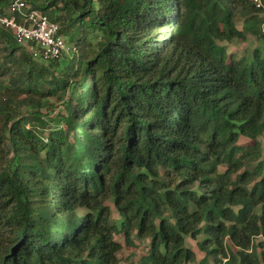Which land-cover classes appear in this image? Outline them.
Masks as SVG:
<instances>
[{"label": "trees", "instance_id": "trees-1", "mask_svg": "<svg viewBox=\"0 0 264 264\" xmlns=\"http://www.w3.org/2000/svg\"><path fill=\"white\" fill-rule=\"evenodd\" d=\"M30 2L73 45L0 25V264H264V0Z\"/></svg>", "mask_w": 264, "mask_h": 264}, {"label": "built area", "instance_id": "built-area-1", "mask_svg": "<svg viewBox=\"0 0 264 264\" xmlns=\"http://www.w3.org/2000/svg\"><path fill=\"white\" fill-rule=\"evenodd\" d=\"M31 0H12L7 15L0 18V25L10 30L16 42L37 61L49 62L65 50V39L58 33V25L43 12L34 9ZM256 7L262 0H251Z\"/></svg>", "mask_w": 264, "mask_h": 264}, {"label": "rangeland", "instance_id": "rangeland-1", "mask_svg": "<svg viewBox=\"0 0 264 264\" xmlns=\"http://www.w3.org/2000/svg\"><path fill=\"white\" fill-rule=\"evenodd\" d=\"M56 10H57L56 8L51 7L47 10V13L51 17H53L55 14H57ZM238 27L241 28L240 22H238ZM64 39H65L64 54H65V56L67 55V58H68L71 55L69 53H72L70 51H71L73 43H72V41L69 40V38H64ZM263 44H264L263 42H259V41L255 40L252 36H248L247 40L245 42L234 41L231 43H224V45L227 48V54L228 55L234 54L238 57H241V56H249L250 57L251 52L254 50V48H256L258 46H263ZM57 109L60 110L61 108L58 107ZM260 141H261L262 146L264 148V137L260 138ZM263 240L264 239L259 238V239H257V242H262ZM145 244L146 243L139 246V252L137 253V257H139L141 255L142 251L145 248L144 247ZM186 245L193 251V253L195 255V261L192 264H199V262L204 259V255L198 250L196 243L192 240L187 239ZM259 250H261V248ZM263 250H264V248H263ZM128 253L129 252L127 250H123L122 252L119 253V258H121L123 260L124 258L127 257ZM130 260H133V257H132V259L130 258ZM126 263H127V261H125L124 263H120V264H126ZM207 264H219V263H217L213 257H210ZM221 264H224V260Z\"/></svg>", "mask_w": 264, "mask_h": 264}]
</instances>
